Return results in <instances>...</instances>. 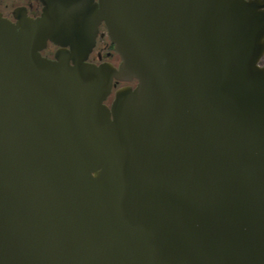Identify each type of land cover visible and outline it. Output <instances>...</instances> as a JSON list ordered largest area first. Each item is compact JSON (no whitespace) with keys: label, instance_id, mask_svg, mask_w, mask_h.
I'll return each instance as SVG.
<instances>
[{"label":"water","instance_id":"1","mask_svg":"<svg viewBox=\"0 0 264 264\" xmlns=\"http://www.w3.org/2000/svg\"><path fill=\"white\" fill-rule=\"evenodd\" d=\"M44 2L0 19V264H264V0Z\"/></svg>","mask_w":264,"mask_h":264},{"label":"flooded vegetation","instance_id":"2","mask_svg":"<svg viewBox=\"0 0 264 264\" xmlns=\"http://www.w3.org/2000/svg\"><path fill=\"white\" fill-rule=\"evenodd\" d=\"M94 4H98L99 0H89ZM46 8L44 0H0V19L9 21L14 25H19L24 20H37L43 16ZM97 36L95 45L92 52L90 53L89 62L102 63L110 62L116 67L121 63V57L115 50V44L112 42L105 23L98 25ZM62 47L54 42L49 41L47 46L41 51L42 55L49 58L55 59L56 53ZM70 49V46H67ZM261 64L264 65V56L261 59ZM131 85L135 87L137 81L124 82L115 81L113 87V93L108 98L107 104L111 105L115 92L123 87Z\"/></svg>","mask_w":264,"mask_h":264}]
</instances>
